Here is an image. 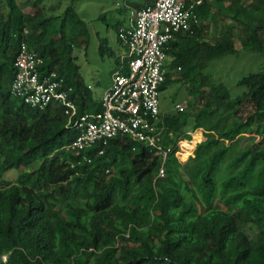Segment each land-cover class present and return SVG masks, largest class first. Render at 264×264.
<instances>
[{"label": "trees", "instance_id": "trees-1", "mask_svg": "<svg viewBox=\"0 0 264 264\" xmlns=\"http://www.w3.org/2000/svg\"><path fill=\"white\" fill-rule=\"evenodd\" d=\"M44 2L0 0V264H264V67L236 97L205 74L238 53L237 38L264 55V0H203L169 44L177 74L161 91L183 83L199 111L160 116L164 178L157 150L129 137L69 150L81 117L103 110L73 57L91 34L75 6L49 16ZM24 42L42 74L64 80L74 118L59 103L41 111L12 94ZM197 130L205 140L182 163L179 143Z\"/></svg>", "mask_w": 264, "mask_h": 264}, {"label": "built area", "instance_id": "built-area-1", "mask_svg": "<svg viewBox=\"0 0 264 264\" xmlns=\"http://www.w3.org/2000/svg\"><path fill=\"white\" fill-rule=\"evenodd\" d=\"M203 0H156L140 10L130 24L122 28L119 39L127 49L120 68L113 74V85L101 101L102 112L83 116L77 123L78 135L69 150L80 153L111 139L129 137L157 150L165 177L168 152L160 145V93L169 73V44L175 35L190 29L193 10ZM28 34V30L24 31ZM39 54L24 42L15 60L16 74L12 94L28 106L41 111L54 103L66 108L74 118L76 104L70 99L63 79L55 72L42 74ZM182 110L181 106H177ZM102 153V152H101Z\"/></svg>", "mask_w": 264, "mask_h": 264}, {"label": "rangeland", "instance_id": "rangeland-1", "mask_svg": "<svg viewBox=\"0 0 264 264\" xmlns=\"http://www.w3.org/2000/svg\"><path fill=\"white\" fill-rule=\"evenodd\" d=\"M136 1L139 2V0ZM132 2L135 0H45L44 2L45 12H49V16H62L65 10L73 5L80 17L87 23L91 34L90 42L87 46L75 47L73 57L79 66V72L85 85L91 88L97 102H101L105 93L112 87L113 74L120 68L122 57L128 54L119 39V33L122 28L126 27L125 24L131 13L129 6ZM219 7L226 14L229 13L226 4L219 5ZM25 10L28 13L35 12L30 7ZM236 48L237 54L227 55L214 61L205 70L210 81L224 83L234 97L247 92V89L240 86L239 82L244 77L260 72L264 67V55L243 50L239 38L236 39ZM168 65H170V59ZM169 72L173 77L177 74V71L170 67ZM189 105H192L193 114L199 111V107L194 105L183 83L171 84L160 93V111L163 119L175 115L177 106L183 109ZM189 134L192 138L190 141L179 143L177 157L182 163L188 162L194 156L197 145L205 140L203 130L190 131ZM197 135L200 138L195 142ZM249 138V135L243 137V141L248 142ZM16 177L15 171L7 175L9 180H14ZM245 229L252 239L256 237V229H250L249 226Z\"/></svg>", "mask_w": 264, "mask_h": 264}, {"label": "crops", "instance_id": "crops-1", "mask_svg": "<svg viewBox=\"0 0 264 264\" xmlns=\"http://www.w3.org/2000/svg\"><path fill=\"white\" fill-rule=\"evenodd\" d=\"M136 1V0H135ZM154 2V0H139V3L140 4H143L144 5V8L146 7V6H150L152 3ZM142 5V6H143ZM129 9H130V11H131V13H130V17H129V19H128V22L125 24V26H127V25H129L130 24V21H131V18L132 17H134L136 14H137V12H139L140 11V9L137 11V10H135V8L133 7V5L132 4H130V6H129ZM142 10V9H141ZM132 16V17H131Z\"/></svg>", "mask_w": 264, "mask_h": 264}, {"label": "bare ground", "instance_id": "bare-ground-1", "mask_svg": "<svg viewBox=\"0 0 264 264\" xmlns=\"http://www.w3.org/2000/svg\"><path fill=\"white\" fill-rule=\"evenodd\" d=\"M199 138H200V136L197 135V136L195 137V142H197V141L199 140Z\"/></svg>", "mask_w": 264, "mask_h": 264}, {"label": "clouds", "instance_id": "clouds-1", "mask_svg": "<svg viewBox=\"0 0 264 264\" xmlns=\"http://www.w3.org/2000/svg\"><path fill=\"white\" fill-rule=\"evenodd\" d=\"M151 6V5H150ZM132 19V18H131Z\"/></svg>", "mask_w": 264, "mask_h": 264}]
</instances>
